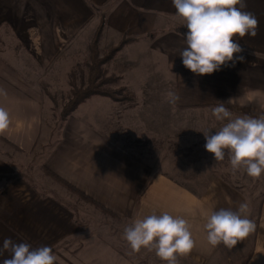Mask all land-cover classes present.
Returning a JSON list of instances; mask_svg holds the SVG:
<instances>
[{"label": "crops", "instance_id": "0c3cea01", "mask_svg": "<svg viewBox=\"0 0 264 264\" xmlns=\"http://www.w3.org/2000/svg\"><path fill=\"white\" fill-rule=\"evenodd\" d=\"M245 3L242 10L254 13L259 25L255 37L235 38L243 48L235 55L244 61L196 75L182 63L187 28L172 0H0V89L7 93L0 95V106L11 119L10 129L0 135L7 147L0 154V175L12 173L15 158L29 164L36 153L41 174L54 190L42 191L22 176L0 180V248L11 238L33 248L51 247L57 264H165L154 252L134 259L99 233L82 231L72 206L56 193L77 199L71 192L76 190L129 226L153 212L188 219L195 247L179 264H264V197L258 216L249 217L255 220L254 233L231 250L207 242V212L236 211L243 202L252 206L244 189L226 181L223 161L215 162L207 151L186 153L180 163L171 162L169 152H138L139 147L106 133L108 126L114 128L118 104L106 96L80 104L60 130L45 120L47 96L53 90H70V73L88 60L89 44L102 22L100 46L105 40L109 48L130 39L114 62L130 69L133 62L141 64L147 52L152 56L151 68L138 86L147 105L137 100L138 105L124 108L120 122L126 128L135 127L139 118L147 128L162 127L160 112L151 107L165 86L179 96L168 104L174 117L182 109L211 112L221 102L242 116L264 115V0ZM128 69L120 76L135 97L136 77L128 79ZM168 122L163 118V127H176V121ZM8 256L5 252L0 262Z\"/></svg>", "mask_w": 264, "mask_h": 264}, {"label": "clouds", "instance_id": "9594fccd", "mask_svg": "<svg viewBox=\"0 0 264 264\" xmlns=\"http://www.w3.org/2000/svg\"><path fill=\"white\" fill-rule=\"evenodd\" d=\"M172 4L187 28L183 33L186 47L180 53L186 69L205 75L219 71L229 62L244 61L243 56L235 55L243 51L235 38L255 37L259 25L254 13L242 10L246 8L245 0H172ZM0 95L6 97L7 93L0 89ZM167 100L175 104L179 96L169 91ZM211 114L217 121L227 122L214 134L204 133L205 150L215 162L224 161L227 155L233 174L242 171L248 177L259 179L264 174V115L233 117L223 102L213 107ZM10 126V113L0 106V135ZM249 213L247 202L241 203L236 211L207 212L203 228L208 244L212 247L223 244L231 250L254 233L256 224L248 218ZM123 238L133 252L147 249L165 264H179V258L187 256L195 247L189 220L167 211L136 219L124 229ZM5 252L9 256L0 264H57L58 261L49 246L33 248L11 238L4 239L0 256Z\"/></svg>", "mask_w": 264, "mask_h": 264}, {"label": "rangeland", "instance_id": "374dc122", "mask_svg": "<svg viewBox=\"0 0 264 264\" xmlns=\"http://www.w3.org/2000/svg\"><path fill=\"white\" fill-rule=\"evenodd\" d=\"M1 41V37H0ZM119 41L118 43H120ZM106 40L103 42V47L99 44V51L101 54H105L108 52L112 47L115 45L106 48L105 44H107ZM108 45V44H107ZM2 49L0 44V50ZM134 50H132L133 52ZM147 52V51H146ZM88 60L86 62H81L78 65L74 66V69L71 71L69 76V84H70V90L63 89L64 85H62L63 90H53L52 93H49L47 96V108L45 112V120L46 124H48L51 127H54L56 130H60L63 120L61 113L65 106V104L68 102V99L71 95L72 91V82L71 80L74 79L77 86H83L86 85L89 79V69L87 66V62L90 60L89 55L90 52L88 51ZM119 54V53H118ZM117 54V55H118ZM117 55L104 66V70H106L107 76L110 75H116L119 77L118 82L108 85V88L111 89H120L122 92L117 96L118 99H122V95L124 91L122 90L123 87L126 88L125 92L129 93L131 95L130 100H114L117 102V108L114 113V128L108 126L105 130L106 133L111 134L115 138L119 137L121 140L125 141V143H131V147H139L137 148L138 152L140 150L143 151V149L148 148V150H154V151H161V152H169L170 156L169 159L171 162L176 161V163H180L181 157L183 155L187 154H200L202 152H206L204 148V144L206 143L204 133L209 132V134H214L215 131H217L220 127H222L223 123H226L227 121L220 122L217 121L211 114V112H193V111H184L182 109L181 111L178 110L176 117L173 116V113L169 112V102L167 100V93L170 90L169 87L165 86V92H162L161 96H158L159 98L155 99L154 103H152V109H155L156 111L160 112V116L162 117L160 121V125L162 127L159 128H147L146 122L141 120L140 118L137 119L134 122L135 127H129L126 128V126H123L122 122H120V115L122 114L125 107H134L137 100H139V105L146 104L147 102L143 101L144 96L142 95L143 91L138 88V86L144 81L141 80V75H144L148 73L147 67L151 68L150 65L152 63L150 62L152 60V56L150 54L146 55V58L141 64H135L136 62H133L131 64L130 69L128 65H124L121 63L114 62ZM130 55V54H129ZM127 55L128 58H132L131 56ZM125 58V60L127 59ZM135 60V59H134ZM148 60V61H147ZM156 67L158 68L157 71L162 73L164 71L163 66L161 63L156 64ZM128 69L127 77L128 79L130 77H136V81H134V86H136L134 97L131 92L128 90V88L124 85L123 80L120 76L121 72H124ZM146 70V71H145ZM153 70V68H152ZM72 74H74L72 76ZM168 79V78H167ZM59 84H66L64 80H59ZM169 85V81H166ZM140 87V86H139ZM98 96V95H95ZM102 96V95H99ZM93 97V96H92ZM108 97V96H106ZM91 98V97H90ZM89 99V98H88ZM153 99V98H152ZM85 102V101H84ZM76 110V109H75ZM74 110V111H75ZM73 111V112H74ZM72 112V113H73ZM233 114V117L236 116H242L238 113H235L231 111ZM71 113V114H72ZM156 113V112H155ZM158 113V112H157ZM70 114V115H71ZM154 114V113H153ZM163 118H165L166 122H171L173 125V122L176 123V127L168 128L163 127ZM138 137L141 138L140 140H133L132 138ZM136 143V144H134ZM51 146V145H50ZM7 149L6 144L0 142V154H5L4 149ZM44 153H41L43 155ZM38 157V156H37ZM36 153L34 154V158L32 159V162L28 164L27 161L23 160L22 162H19L18 159L15 158L13 164H12V173L0 175L2 177L1 180H10L13 177H25L28 178L29 181L32 184H35L40 190L51 192L54 191L51 188V185L47 183L44 180V176L41 174L40 169V159H36ZM224 165H221L222 174L225 177L226 181L234 182L238 184L242 189H244L246 192L247 197L251 200V208L250 213L248 214V218L252 216L254 218L255 216H258V208L260 205V202L263 200L264 192H263V184H264V174L259 179H253L251 177H248L244 172H237L236 174H233L230 169V162L226 155L225 160L223 161ZM46 172V171H45ZM49 174V173H48ZM52 176V175H51ZM55 178L57 181L61 182L58 178ZM72 190L71 192L75 193L78 198L77 199H71L66 194H62L60 192H56L64 201L72 206V209L75 212L76 218L79 221V224L81 225L82 231L87 233H99L104 238H106L108 241L115 244L116 247L119 249H122L126 251L130 256H132L134 259L139 256V253H147L148 255L152 254V251H148L147 249H141L140 252L136 253L133 252L126 242V240L123 238V231L124 229L129 226L125 221H122L120 219H117L111 215H109L106 212H103L101 208L97 207L96 205L88 202V200L85 197L90 198L89 196L81 195L82 192ZM83 196V197H82ZM93 200V199H92ZM95 201V200H94ZM104 207V206H103ZM252 220V219H251ZM258 221V220H256ZM255 222V220H254ZM147 254L145 256L147 257ZM230 260H234V258L231 256L229 258Z\"/></svg>", "mask_w": 264, "mask_h": 264}, {"label": "trees", "instance_id": "16d2710c", "mask_svg": "<svg viewBox=\"0 0 264 264\" xmlns=\"http://www.w3.org/2000/svg\"><path fill=\"white\" fill-rule=\"evenodd\" d=\"M104 22L97 29L93 39L89 44V61L87 62V66L89 69V79L86 85L78 87L75 80H71L72 91L71 95L68 99V102L65 104L61 116L62 119L65 120L80 104L86 101L88 98L95 95L108 96L113 98L114 100H130L131 95L125 92L126 88L123 87L124 91L122 95V99H118L117 97L122 91L120 89H111L108 88L110 84L116 83L119 80V77L116 75L107 76L106 70H104V66L108 64L122 49L123 47L130 42V39H123L120 43L112 47L105 54H101L99 51V44L101 39V34L103 30ZM185 33V32H183ZM74 74H72L73 76ZM2 177H0V180ZM81 195L84 196L83 193ZM82 196V197H83ZM88 200V202L96 205L101 208L103 212L108 213L109 215L117 218L113 213H111L108 209L100 205L98 202L89 199L84 196Z\"/></svg>", "mask_w": 264, "mask_h": 264}]
</instances>
